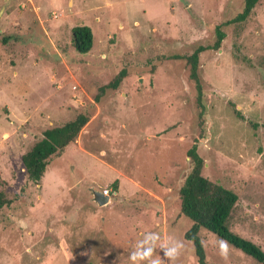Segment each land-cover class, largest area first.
Masks as SVG:
<instances>
[{
  "label": "rangeland",
  "instance_id": "374dc122",
  "mask_svg": "<svg viewBox=\"0 0 264 264\" xmlns=\"http://www.w3.org/2000/svg\"><path fill=\"white\" fill-rule=\"evenodd\" d=\"M243 6L0 0V196L9 200L0 207V264H131L149 231L183 242L175 264H199L178 192L191 147L202 175L237 196L230 230L264 250V0L244 21L225 23ZM76 25L91 30L87 52L71 43ZM217 26L225 37L213 48ZM198 46H209L199 58L201 115L187 61L169 58ZM122 68L118 88L102 92ZM79 112L89 120L74 141L39 183L28 179L21 155ZM90 188L114 191L97 205ZM198 235L209 263L259 264L230 243L224 260L222 238L202 227Z\"/></svg>",
  "mask_w": 264,
  "mask_h": 264
},
{
  "label": "trees",
  "instance_id": "16d2710c",
  "mask_svg": "<svg viewBox=\"0 0 264 264\" xmlns=\"http://www.w3.org/2000/svg\"><path fill=\"white\" fill-rule=\"evenodd\" d=\"M260 0H244L243 9L225 23L241 22L249 17L254 7ZM216 40L213 48H219L225 37L224 31L220 26L216 27ZM71 43L79 52H87L93 45L91 30L85 25H76L71 28ZM209 46H198L189 55H170L169 58L185 59L189 65V77L193 80L197 98L199 115L202 114L204 107L202 102V82L199 76L200 53ZM127 71L122 68L117 75L108 83L101 87V91L106 89H117ZM95 101L99 96L94 97ZM238 117L243 118L240 110H235ZM89 116L85 112H79L74 118L55 126L44 129L39 138L21 155L22 167L28 179L39 183L46 166L54 156H59L77 137L81 128L88 122ZM251 126L256 124L250 122ZM193 166L186 176L183 184L179 188L180 212L191 219L192 225L185 232V238L192 242L195 256L199 264H212L206 261L204 248L198 235L199 229L205 228L220 238L227 240L228 243L240 249L242 252L252 256L259 264H264V250L251 241L244 238L229 228V218L237 196L219 184L213 183L201 173L202 158L195 152V148L188 150ZM1 195V194H0ZM9 200L1 198L0 207L7 204Z\"/></svg>",
  "mask_w": 264,
  "mask_h": 264
},
{
  "label": "clouds",
  "instance_id": "9594fccd",
  "mask_svg": "<svg viewBox=\"0 0 264 264\" xmlns=\"http://www.w3.org/2000/svg\"><path fill=\"white\" fill-rule=\"evenodd\" d=\"M216 243L218 254L222 259L227 260L230 244L224 239H218ZM158 249L163 252V259L157 254ZM183 249L182 241L173 238L166 243H161L160 234L149 231L144 233L142 239L136 243L134 250L129 254V259L131 264H175Z\"/></svg>",
  "mask_w": 264,
  "mask_h": 264
},
{
  "label": "water",
  "instance_id": "95a60500",
  "mask_svg": "<svg viewBox=\"0 0 264 264\" xmlns=\"http://www.w3.org/2000/svg\"><path fill=\"white\" fill-rule=\"evenodd\" d=\"M92 200L97 205H105L109 201V196L104 194L102 190H98L96 188H90Z\"/></svg>",
  "mask_w": 264,
  "mask_h": 264
},
{
  "label": "built area",
  "instance_id": "2783aa9c",
  "mask_svg": "<svg viewBox=\"0 0 264 264\" xmlns=\"http://www.w3.org/2000/svg\"><path fill=\"white\" fill-rule=\"evenodd\" d=\"M103 193L110 196V194L113 193V189L112 188H103L102 189Z\"/></svg>",
  "mask_w": 264,
  "mask_h": 264
},
{
  "label": "crops",
  "instance_id": "0c3cea01",
  "mask_svg": "<svg viewBox=\"0 0 264 264\" xmlns=\"http://www.w3.org/2000/svg\"><path fill=\"white\" fill-rule=\"evenodd\" d=\"M113 191H114V189H113ZM111 195V194H110ZM110 197V196H109Z\"/></svg>",
  "mask_w": 264,
  "mask_h": 264
}]
</instances>
